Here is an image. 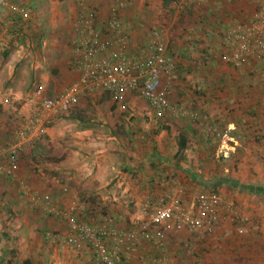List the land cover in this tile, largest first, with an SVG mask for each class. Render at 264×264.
<instances>
[{
  "label": "rangeland",
  "instance_id": "rangeland-1",
  "mask_svg": "<svg viewBox=\"0 0 264 264\" xmlns=\"http://www.w3.org/2000/svg\"><path fill=\"white\" fill-rule=\"evenodd\" d=\"M87 1L89 6H99V9L95 8L100 16H106V13L101 10L104 4L103 0ZM123 1L130 2V6L123 3V16L128 17L132 27H135L131 35H126L129 52L140 57L147 55L145 44L152 42L149 38H152L154 30L158 33L161 32L159 34L163 36L171 50L173 56L171 58L175 61L176 71L169 85L170 102H179L186 112H198V108L194 107V100L198 95H204L205 91H201L204 89L203 87L202 89L198 88L196 82L202 76L196 75V71L199 66H206L207 62L213 63L212 65L216 67L213 76L214 73L217 74L220 84L224 80L237 78L235 74L236 71L239 72L238 64L228 65L221 59L222 55L229 52V49H226L227 47L222 44L221 36L213 41L207 36L216 27L221 28L218 31L222 36L225 31L231 28L233 22L223 20V16L231 20L230 17H227L228 5L224 0H200L198 4L192 3L187 7L174 4L172 0H168L167 3L165 0ZM113 2L114 0H106L107 11ZM79 3L80 0H0V8H5L8 17H11V22L18 23L19 26L21 23L27 24V33H23L27 41L24 37L20 42L14 35L13 37L9 36L11 51L6 59L3 57L4 48H0V148L17 145L20 142L18 133L21 130L20 121L23 109L21 99L38 88L46 96H54L65 88L60 78L61 73L55 69L56 65L53 64L74 59L73 26ZM252 4L254 3L252 2ZM11 5H15L17 8H27V19L23 21L22 17L12 12L9 8ZM52 7L56 12L51 10ZM256 10L257 5L251 6L250 15L244 16L243 20H246L244 22H249L251 14ZM232 11L236 12V9L232 8ZM237 11L240 13L242 9L238 8ZM34 19H36V23H32ZM134 20H138V22H134ZM225 22L226 24H223ZM227 27L230 28L225 30ZM123 28L126 31L125 23H123ZM35 32L39 35H35ZM5 34L9 35V32ZM134 42L136 44L133 47ZM214 44L219 48L217 52ZM17 46H20L21 49L16 48ZM21 51L22 53H20ZM246 69L248 68L244 67V70ZM256 70L259 71V75L253 74L252 70L245 74L247 77L252 74L255 79L259 77L264 79L260 76L264 74V70L261 68ZM213 79L216 80V78ZM222 90L224 92L226 88L222 87ZM96 96L99 95L95 92H87L81 97L79 103L69 111L43 119L31 141L21 145V150H17L18 171L13 176L0 173V264H88L84 263L82 258L89 253L76 252L72 248L58 246L54 240L47 236L48 233H65L66 222L60 217L48 215L37 208L35 209L37 211L32 210L28 201L30 195L34 192L48 194L59 212L67 210L73 203L79 210L76 215L77 219L82 222L85 219L91 220L92 224L89 221L87 224L97 228L104 220L103 217V220L101 218L104 213L101 208L104 206H98V204L94 206L95 200L90 202L82 197L84 192L89 190L90 183L88 182L82 188V183H77V175L74 172L68 174V164L82 159V153L73 157L70 151H81L84 147H81L80 144L83 142L94 145L95 142H92V139L108 137L107 132L111 129L118 128L119 132H124L127 128H144L148 124L155 128L159 127L156 122L153 123L150 119L137 126L133 113H146L151 110L145 101L138 99L133 94H130L126 103L118 106L117 111L110 110V104L106 100V104H103L102 98L98 103L91 102ZM8 97L11 101L4 105L2 101ZM102 97L105 96L102 94ZM186 116L191 117L187 113L184 118ZM177 124L180 128L187 127V123L182 120H174L171 127L177 128ZM88 128L90 131H81ZM189 130L192 132L190 135L188 134L189 142L195 144V128ZM162 131L166 132V130ZM211 133L209 132V136H204V142L219 144L222 149L220 154L215 150L213 158H217L222 165L233 166L228 172H223L225 180L231 185L226 189V194L223 193V197L243 210L250 204L247 196L250 194H245L243 190H255L253 187L264 188V184H260L256 180L257 176L261 175L262 177L264 174V151L261 152L256 165L248 162L247 165H252L251 167L240 166V169V160L235 162L236 165L228 164V159L231 157L230 147H233L232 141L229 139L230 135H226L225 132ZM258 135L251 136L252 143ZM188 151L189 154L186 155L195 156L194 150L192 153L190 150ZM188 165L190 164L188 163ZM248 170L251 177H248V172H246ZM64 189H67L66 195L63 192ZM109 203L116 211L131 213L133 210V203L129 200L112 199ZM81 207H84L83 211L80 209ZM24 210H27V214L31 218L26 217L27 214H24ZM32 218L34 220H31ZM34 237L38 245H41L39 252H36L34 246L29 244ZM30 247H32V251ZM89 256L92 261L93 256ZM241 260L238 257L232 259L234 264H249L242 263Z\"/></svg>",
  "mask_w": 264,
  "mask_h": 264
},
{
  "label": "crops",
  "instance_id": "crops-1",
  "mask_svg": "<svg viewBox=\"0 0 264 264\" xmlns=\"http://www.w3.org/2000/svg\"><path fill=\"white\" fill-rule=\"evenodd\" d=\"M120 1L130 6V2ZM199 1L194 0L193 3L198 4ZM224 1L228 5L227 17H230L231 20L225 16H223V20L232 21L231 28L240 22L246 21L243 19L245 15L249 14L251 6H259V2H261L260 0ZM103 3L101 10L107 14L108 4L106 0H103ZM2 6L4 7V5ZM96 8L99 9V6ZM232 8L236 9V12L232 11ZM238 8L242 9L240 13L237 11ZM51 10L55 11V8L52 7ZM123 10L120 13L121 22L122 25L125 23L126 31L123 29L126 35H131L135 27H132V23L129 22L128 17L123 16ZM6 15L5 8H0V48L3 47L4 49L10 48L9 43L11 42L9 36L5 33L15 32L13 31L14 27L11 29V17ZM250 17L248 16V18ZM33 21L32 23L37 22L36 19ZM134 22H138V20H134ZM223 24H226V22ZM131 27L132 30L130 29ZM26 28L27 24H23L22 29L24 34L27 33ZM36 33L35 35H39ZM10 36L12 37V35ZM25 41H27L26 38ZM135 44L136 42L132 44L133 47ZM148 45L149 43L145 44V49ZM213 46L217 52L219 48L215 44ZM16 48L21 49L20 46ZM212 51L214 50L212 49ZM221 52H223L222 49ZM71 60L53 64L56 65L55 69L62 74H60V78L65 88L78 77V72L74 66V59ZM207 63L204 67L199 66L196 71V75L199 74L202 76L196 82L198 83V88L202 89L203 87L204 89L201 91H205L204 95H198L195 98L196 100H194V107L198 108V112L189 111L186 113L191 117L186 116V118L179 117L176 119L185 121L187 123L186 128H180L178 124L177 128L171 127L166 132H155L156 128L154 126H148L149 124L144 128H127L124 132H119L118 128H115V130H108V137L102 136L92 139V142H95L94 145L83 142L80 144L82 145L81 147H84L81 151H70L73 157L82 153V159L68 164V174L74 172L78 178L77 183H82V188L88 182L90 183L89 190L85 191L82 197L90 202L95 200L96 203H94V206L97 204L98 206H104L101 208L104 211L101 218L103 217L104 220L102 218L103 223L100 225L108 224L111 228L129 230L133 228V222L135 220L141 219L140 208L145 200H151L154 203L160 197L166 196L170 190L178 186L184 191V204H187L191 196L198 193H211L214 189L218 195L223 197V193L225 195L226 189L229 187L223 172H228L233 166L222 165L217 158H213L214 151L217 150L216 152L220 154L222 149L219 144L215 145V143L204 142V136H209L210 131H216L217 133L225 132L226 135H230L229 139L232 141L233 147H230L231 157L228 159V164L236 165L235 162L240 160L241 164L239 168L241 169L240 166L244 168L251 167L252 165H247L248 162L254 165H256V162H259L261 152L264 151V140L256 142L253 139L252 143L251 136L256 134L255 131L258 133V131L264 130V79L260 77L255 79L252 74H250V77H247L245 73L252 70L253 74L256 73L259 75V71L256 69L261 68V70H264V66L260 62H250L249 60L243 59L238 63L240 64L238 67L239 72L236 71L235 74L237 78L224 80L220 84L217 79V74L214 73L213 76L216 67L212 65L213 63ZM244 67L248 69L244 70ZM260 76L264 78V74ZM9 78L12 77L9 76ZM213 78H216V80ZM56 81L54 82L56 83ZM222 87L226 88L224 92ZM93 92L99 96L94 97L91 102L95 101L98 103L102 98L103 104H106L107 101L110 104V110L117 111L120 104L113 102L105 93L99 91ZM102 94L105 97H102ZM129 98L130 94L126 96L125 101L129 100ZM125 101L123 104L126 103ZM173 104L176 107H182L179 102ZM133 115V118L137 121V126L144 124L148 119L155 123L151 111L146 113L136 112ZM190 128H195V144H190L189 142L190 136L188 134L190 135L192 133L189 130ZM197 129H199L198 132ZM81 131L86 132L90 130L88 128L82 129ZM181 133L187 134L188 147L180 154L178 153L176 139H173V136L176 138ZM188 150L191 153L194 150L193 153H195V156L190 157L186 155L187 153L189 154ZM187 161L190 165H188ZM230 171L232 172V170ZM246 172H248V177L252 176L249 174V170ZM260 177L261 175L257 176L256 180L260 184H264V174ZM253 189L255 190H249V193H247L250 194L247 195L249 197V206L243 210L237 207L239 214L247 219L243 226L245 234L242 237H236L234 235L230 238L223 237L225 232H234L233 226L227 219L221 222L220 232L217 233L218 237L214 239L203 233L189 234L188 232H183L169 234L165 239V246L168 250L170 262L172 264H189L195 258H199L202 264H234L232 259L238 257L242 259V263L264 264V188L253 187ZM112 199L129 200L133 203V210L131 213L114 210L112 208L113 205L109 203ZM104 200L107 201L104 202ZM28 201L32 210H35L32 207L31 201ZM103 203L107 205L105 206ZM224 213L227 217L230 216L229 211L222 212V214ZM24 214H27V210H24ZM27 216L31 218L30 215L27 214ZM31 220L34 219L32 218ZM88 221L92 224L91 220L85 219L84 222L88 223ZM30 230L33 229L30 228ZM182 241L190 242L189 251L182 250L180 245ZM29 244L34 246L36 252L41 250V245H38L35 237ZM55 245L57 246V244ZM24 247L26 248L27 245L25 244ZM30 250L32 251V247H30ZM156 254L157 251L153 244L145 240H140L137 247L129 248L125 252L120 264H146L148 259L156 256ZM89 255L91 254L83 257L82 261L88 264H96L93 260L91 261Z\"/></svg>",
  "mask_w": 264,
  "mask_h": 264
},
{
  "label": "built area",
  "instance_id": "built-area-1",
  "mask_svg": "<svg viewBox=\"0 0 264 264\" xmlns=\"http://www.w3.org/2000/svg\"><path fill=\"white\" fill-rule=\"evenodd\" d=\"M260 1L249 22L239 23L221 36L222 44L229 49L228 54L222 55L224 63L237 65L250 57L264 66V0ZM193 2L173 0L180 6ZM78 5L73 26L74 66L78 77L54 96H46L38 88L20 100L23 106L18 133L20 142L0 148V173L13 176L19 165L17 150H21V145L29 143L36 135L43 118L69 111L87 92L105 93L118 104L123 103L128 94H133L146 102L157 120L166 121L170 117L186 115V111L173 107L169 100V85L176 65L168 54L169 47L164 38L154 30L147 55L135 56L128 49L120 14L124 5L120 0H114L104 17L95 7L89 6L87 0H80ZM9 8L23 21L27 19V8L15 5ZM9 101L8 97L2 102L5 105ZM215 132L210 131L211 134ZM63 192L66 194L67 189ZM184 195L178 186L154 203L145 200L140 208L141 219L135 220L129 230L111 228L107 224L94 228L77 219L79 210L75 204L59 212L46 193L34 192L29 198L35 209L66 222L65 233H48V237L62 247L91 254L99 264H120L123 254L129 248L137 247L140 240L150 242L157 251L156 256L149 258L146 264H172L165 246L169 234L203 233L214 239L218 237L221 222L226 219L234 232H225L223 237H242L245 234L243 226L247 219L239 214L231 201L213 193H198L184 204ZM80 209L83 211V207ZM221 210L229 211L230 216L222 214ZM180 245L183 251H189V241H182ZM189 264L202 263L195 258Z\"/></svg>",
  "mask_w": 264,
  "mask_h": 264
},
{
  "label": "trees",
  "instance_id": "trees-1",
  "mask_svg": "<svg viewBox=\"0 0 264 264\" xmlns=\"http://www.w3.org/2000/svg\"><path fill=\"white\" fill-rule=\"evenodd\" d=\"M197 1H199V0H197ZM165 2L167 3L168 2V0H165ZM192 4V3H191ZM191 4H188L187 6H189V5H191ZM195 4V3H194ZM186 6V7H187ZM21 8H23V7H21ZM13 17V16H12ZM14 18V17H13ZM29 21V20H28ZM12 24H13V26L11 25V29H12V27H14V29H13V31H15V32H13V33H11V32H9V35L8 36H10V35H12V37H13V35H14V37H16V38H18L19 40H20V42H21V40L23 39V37H24V34H23V29H22V25H23V23H21V26H19V24L18 23H16V24H14L13 22H12ZM29 24H30V22H29ZM230 27H227L225 30H227V29H229ZM221 29V28H220ZM218 27H216L214 30H211V34L210 33H208V37L211 39V41H213V40H216V39H218L220 36H222V35H220V33H219V31L218 30H220ZM158 32V31H157ZM226 32V31H225ZM161 35V34H160ZM9 47L11 48V42L9 43ZM10 48H8V49H4L5 50V52H3V57H4V59H6L7 58V56H8V54H9V52L11 51L10 50ZM168 54H169V56L170 57H173L172 56V53H171V50L169 49V52H168ZM245 60H249L250 62H252V61H255V60H253L252 58H250V57H247V58H245ZM221 61V60H220ZM256 62V61H255ZM240 63V62H239ZM258 63V62H257ZM239 65L240 64H238V67H239ZM237 67V68H238ZM175 71H176V66H175ZM174 71V72H175ZM174 74V73H173ZM172 77H174V76H172ZM171 103V105L173 106V107H175V108H178V109H183L182 107H176L172 102H170ZM184 110V109H183ZM185 111V110H184ZM181 117H185V116H181ZM179 117H170V118H168L166 121H163V120H157L155 117H154V119H155V122L159 125V127H157L156 128V131L155 132H157V131H162V130H166V131H168L170 128H171V123L174 121V120H176V119H178ZM166 124V126H164ZM161 126V127H160ZM165 127V128H164ZM169 127V128H168ZM255 133L256 134H259L258 135V137L256 136L254 139H255V141L256 142H259L260 140L262 141V140H264V130L263 131H258V133L255 131ZM176 140V144H177V147H178V153H183V151L185 150V149H187V145H188V136H187V134L186 133H181L180 135H178V136H176V138H175ZM212 140V139H211ZM212 141H215V140H212ZM264 143V142H263ZM264 149V148H263ZM252 153H254V152H252ZM228 183V182H227ZM229 184V183H228ZM229 186H231V185H229ZM244 192H245V194H247V193H249L248 191H245V190H243ZM211 193H213V194H217L218 195V193H216V190L214 189ZM224 198V197H223ZM150 202H151V200H150ZM82 222V221H81ZM83 223H86V222H83ZM87 224V223H86ZM125 254H123V256H124ZM123 256H122V258H123ZM93 261L94 262H96V264H99L96 260H95V258L93 257Z\"/></svg>",
  "mask_w": 264,
  "mask_h": 264
}]
</instances>
